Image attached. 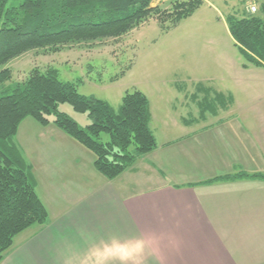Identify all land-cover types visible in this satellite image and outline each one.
Segmentation results:
<instances>
[{
  "label": "crops",
  "instance_id": "1",
  "mask_svg": "<svg viewBox=\"0 0 264 264\" xmlns=\"http://www.w3.org/2000/svg\"><path fill=\"white\" fill-rule=\"evenodd\" d=\"M235 77L224 93L211 90L228 98L224 116L175 122L181 150L193 156L171 170L176 180L133 182L105 196L84 171L66 174L44 196L51 207L41 201L46 223L17 235L0 264H264V178L208 183L264 176V68L241 65Z\"/></svg>",
  "mask_w": 264,
  "mask_h": 264
},
{
  "label": "trees",
  "instance_id": "2",
  "mask_svg": "<svg viewBox=\"0 0 264 264\" xmlns=\"http://www.w3.org/2000/svg\"><path fill=\"white\" fill-rule=\"evenodd\" d=\"M153 1L0 0V263L17 235L44 225L48 219L35 191L32 166L15 142L24 119L32 118L45 127L52 117L58 129L93 155V168L107 180L116 179L156 148L149 102L140 91L125 93L118 109H113L105 101L79 94L75 83L61 81L52 68H34L21 82L4 87L12 80L6 65L33 50L54 53L63 48L118 42L150 19L166 31L190 17L203 3L160 0L153 5ZM241 4L240 17L239 10L226 16L227 31L245 60L243 67L264 68V1L257 2L255 13L248 11L254 5L246 6V0ZM60 104L87 114L89 124L79 127L58 110ZM103 134L108 137L106 141ZM242 178L264 176L237 173L208 183Z\"/></svg>",
  "mask_w": 264,
  "mask_h": 264
},
{
  "label": "rangeland",
  "instance_id": "3",
  "mask_svg": "<svg viewBox=\"0 0 264 264\" xmlns=\"http://www.w3.org/2000/svg\"><path fill=\"white\" fill-rule=\"evenodd\" d=\"M241 1L203 0L190 17L166 31L150 19L118 42L108 41L93 48H63L54 53L33 50L6 65L12 72V80L4 87L21 82L34 68L40 71L52 68L61 81L75 83L79 94L105 101L113 109H118L125 93L135 90L143 93L149 102L156 148L114 181L95 171L93 155L58 129L52 117L45 127L32 118L24 119L15 142L24 160L32 166L35 191L45 205L51 207L49 191L66 174L84 171L93 177L95 188L103 186L105 196H111L113 191L121 195L125 191L122 187L133 182L174 181L176 178L171 170L180 173L179 167L193 164L192 153H183V144L176 140L180 125L175 122L179 118H218L226 114L223 110L229 106L228 98L224 94L216 96L213 91L224 93L245 62L225 23L226 16L232 12L239 10L237 16H241ZM263 1L246 0L245 5L257 8V2ZM159 3L160 0L153 1V5ZM122 71L125 73L119 77ZM116 76L118 79L113 80ZM257 96L264 101V86L259 88ZM58 110L81 128L89 124L87 114L74 112L68 104H60ZM107 138L102 135L103 141ZM168 141L173 142L167 144ZM60 156L63 159L60 160ZM75 156L80 159L82 171L72 169ZM149 176L151 179H147ZM44 196L49 198L47 202Z\"/></svg>",
  "mask_w": 264,
  "mask_h": 264
},
{
  "label": "built area",
  "instance_id": "4",
  "mask_svg": "<svg viewBox=\"0 0 264 264\" xmlns=\"http://www.w3.org/2000/svg\"><path fill=\"white\" fill-rule=\"evenodd\" d=\"M248 11H249L250 13H255V11H256L255 6H250V7L248 8Z\"/></svg>",
  "mask_w": 264,
  "mask_h": 264
}]
</instances>
